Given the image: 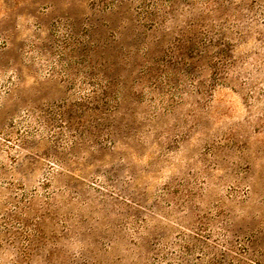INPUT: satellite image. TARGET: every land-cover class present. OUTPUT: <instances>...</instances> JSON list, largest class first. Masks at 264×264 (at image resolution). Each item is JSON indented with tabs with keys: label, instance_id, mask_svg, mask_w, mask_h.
<instances>
[{
	"label": "rangeland",
	"instance_id": "obj_1",
	"mask_svg": "<svg viewBox=\"0 0 264 264\" xmlns=\"http://www.w3.org/2000/svg\"><path fill=\"white\" fill-rule=\"evenodd\" d=\"M0 264H264V0H0Z\"/></svg>",
	"mask_w": 264,
	"mask_h": 264
}]
</instances>
